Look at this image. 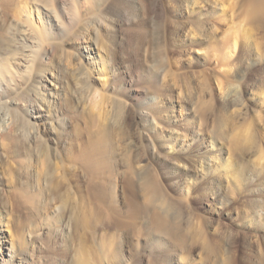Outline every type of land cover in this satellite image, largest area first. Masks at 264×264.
Returning <instances> with one entry per match:
<instances>
[{"label":"rangeland","instance_id":"374dc122","mask_svg":"<svg viewBox=\"0 0 264 264\" xmlns=\"http://www.w3.org/2000/svg\"><path fill=\"white\" fill-rule=\"evenodd\" d=\"M248 4L0 0V264L13 226L33 264H264V28Z\"/></svg>","mask_w":264,"mask_h":264},{"label":"bare ground","instance_id":"6f19581e","mask_svg":"<svg viewBox=\"0 0 264 264\" xmlns=\"http://www.w3.org/2000/svg\"><path fill=\"white\" fill-rule=\"evenodd\" d=\"M25 1V0H24ZM155 1H158V0H148V2L151 4V3H153V2H155ZM208 1V0H207ZM248 1V3L250 4V6H251V12H252V15H253V19H255V20H257V22L259 23V25H262L263 26V28H264V0H247ZM192 3V2H191ZM155 4V3H154ZM248 4V5H249ZM72 5H73V3H72ZM193 7V6H192ZM71 8H72V10L74 11V13L73 14H77V16H78V14H79V12H76L75 10H76V7H72L71 6ZM15 12V11H14ZM160 12V11H159ZM10 14V13H9ZM116 14V13H115ZM76 16V17H77ZM75 17V18H76ZM74 17H73V15L71 16L70 14H66V16H65V20H66V22L67 23H74V19H75ZM209 21V20H208ZM71 25V24H70ZM212 25V24H211ZM23 26V25H22ZM132 27V26H131ZM137 29V28H136ZM80 31V30H79ZM186 33V32H185ZM78 35V34H77ZM194 35V34H193ZM32 60V59H31ZM29 61V60H28ZM33 61V60H32ZM246 61V60H245ZM31 65V64H30ZM127 65V64H126ZM131 76V75H130ZM174 77V76H173ZM131 81L133 80L132 78L130 79ZM130 80H129V82H130ZM128 84V83H127ZM138 92V91H137ZM264 92V91H263ZM245 95V94H244ZM137 94L136 93H132V99H134L135 101H137L138 102V98H137ZM245 99V98H244ZM193 101V100H192ZM14 102V101H13ZM49 102H50V100H49ZM231 104H234V103H236V99H232L231 101ZM97 104V103H96ZM41 106V105H40ZM246 107V106H245ZM149 108V107H148ZM244 108V107H243ZM242 109V108H241ZM152 111L151 110H149V109H147V108H145V107H141V109H140V111H139V116H138V118L140 119V124H142V125H146L145 123L147 122V121H149L151 118H152V113H151ZM40 117H43L45 114H42V113H39L38 114ZM38 116V117H39ZM137 116V115H136ZM222 120L220 121V126L222 127V125H223V123H224V119L223 118H221ZM151 121V120H150ZM153 121V120H152ZM153 122H155V119H154V121ZM152 124V123H151ZM199 124V123H198ZM237 124V123H236ZM239 125V124H238ZM155 126V125H154ZM11 127V126H10ZM40 129V128H39ZM102 129V128H101ZM153 129H155V128H153ZM175 130V129H174ZM206 131V130H205ZM105 132V131H104ZM147 132V131H146ZM204 131H203V129H202V127H197V128H194L193 129V131H192V140L194 139V140H196V139H198L199 138V135H202V133H203ZM12 133V132H11ZM96 133V132H95ZM138 133V132H137ZM176 133H179V132H176ZM222 133V132H221ZM150 134V133H149ZM149 134H145V138L148 140V143L149 144H152V141H151V139H150V135ZM155 134V133H154ZM157 134V133H156ZM182 134V133H181ZM168 138H170L172 135H166ZM254 136H252V134H250L249 135V140L250 141H253L254 140V138H253ZM152 138V137H151ZM4 139V138H3ZM174 140H172L173 142H172V145H175V142H177V140H178V138H177V135L173 138ZM8 140V139H7ZM193 140V141H194ZM248 140V141H249ZM105 141V140H104ZM107 141V140H106ZM243 141V140H242ZM247 141V140H246ZM96 142H97V140H96ZM103 142V141H102ZM154 142V141H153ZM93 143V142H92ZM91 143V144H92ZM103 143H105V142H103ZM8 145V144H7ZM89 145V144H88ZM171 144H169L168 145V148H170L171 150H172V152H174L175 151V149L177 148V147H174V146H172ZM97 146V145H96ZM178 146H179V149H181V148H183V145L182 144H178ZM210 146H213V145H210ZM214 147V146H213ZM89 148H90V146H89ZM104 148V147H103ZM178 149V148H177ZM89 150V149H88ZM178 151V150H177ZM176 151V152H177ZM94 152V151H93ZM107 155V154H106ZM88 156V155H87ZM87 156H86V158H87ZM113 156V155H112ZM215 156V155H214ZM214 156H206V157H204L203 159L201 158H193V160H195V161H197V162H201V164L199 163V166H197L198 167V170H201V171H203V170H205L207 173H209L211 170V168H209V167H214V163H211V158H212V160H213V158H214ZM262 156V155H261ZM264 156V155H263ZM81 157V156H80ZM79 157V158H80ZM89 157V156H88ZM165 157V156H164ZM167 159V158H166ZM262 159V158H261ZM83 160H85V158H83ZM175 160V159H174ZM173 160V161H174ZM86 161V160H85ZM84 161V162H85ZM108 161V160H107ZM171 161V160H170ZM176 161V160H175ZM174 161V162H175ZM213 161H215V160H213ZM86 163H87V161H86ZM88 164H90V163H88ZM178 164V163H177ZM183 165H185V164H181V163H179L178 164V166L181 168H185V166H183ZM187 165V164H186ZM87 166V165H86ZM88 167V166H87ZM92 167V166H91ZM137 167V166H136ZM143 168H145V167H148V165L147 164H143V166H142ZM188 167V166H187ZM133 168L135 169V167L133 166ZM132 169V168H131ZM225 170V169H224ZM227 170V169H226ZM199 178V177H198ZM141 187L140 188H142V190H144V191H147L149 194H150V199H152V201H158V200H161L163 197H162V195L160 196V194H159V189H158V186H157V182H155V181H153L152 179H150L148 176H146V175H141ZM114 190V189H113ZM31 192V191H30ZM100 194V193H99ZM30 195V194H29ZM148 197V196H147ZM148 197V198H149ZM49 199V198H48ZM157 203V202H156ZM159 203V202H158ZM163 203V202H162ZM158 208V207H157ZM79 209V208H78ZM263 215H264V211H263ZM88 216V215H87ZM112 217V216H111ZM157 218V217H156ZM90 220V219H89ZM169 221V220H168ZM94 223V222H93ZM90 224V223H89ZM88 224V225H89ZM174 224V223H173ZM8 225V224H7ZM155 225H158V227L160 226L161 228H163V229H170L171 228V223H168L167 222V220L165 219V218H159V220L157 221V224H155ZM12 227V226H11ZM10 230H11V228H10ZM176 230V229H175ZM165 231H167V230H165ZM5 241H7L8 242V249L12 252V253H9L8 255L10 256V259L11 260H13V262H14V264H33V262H31L24 254L25 253H21L19 250L22 248V244H23V239H22V235L20 234V231L18 230V228L16 227V226H13V231H12V237L11 238H8L7 240H5ZM68 255V254H67ZM143 262V261H142ZM67 264V263H66Z\"/></svg>","mask_w":264,"mask_h":264}]
</instances>
